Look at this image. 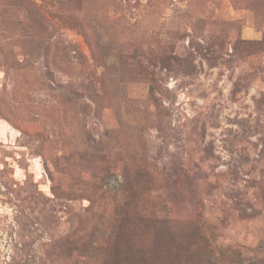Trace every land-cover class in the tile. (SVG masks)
I'll use <instances>...</instances> for the list:
<instances>
[{
	"label": "rangeland",
	"instance_id": "rangeland-1",
	"mask_svg": "<svg viewBox=\"0 0 264 264\" xmlns=\"http://www.w3.org/2000/svg\"><path fill=\"white\" fill-rule=\"evenodd\" d=\"M0 71V264H264V0H0Z\"/></svg>",
	"mask_w": 264,
	"mask_h": 264
},
{
	"label": "trees",
	"instance_id": "trees-1",
	"mask_svg": "<svg viewBox=\"0 0 264 264\" xmlns=\"http://www.w3.org/2000/svg\"><path fill=\"white\" fill-rule=\"evenodd\" d=\"M171 237H173V239H174L175 241L180 240V235H178V233H174V234H172ZM178 243H179V241H178ZM251 261L253 262V259H252Z\"/></svg>",
	"mask_w": 264,
	"mask_h": 264
},
{
	"label": "built area",
	"instance_id": "built-area-1",
	"mask_svg": "<svg viewBox=\"0 0 264 264\" xmlns=\"http://www.w3.org/2000/svg\"><path fill=\"white\" fill-rule=\"evenodd\" d=\"M1 74H2V73H1V71H0V79H1Z\"/></svg>",
	"mask_w": 264,
	"mask_h": 264
}]
</instances>
